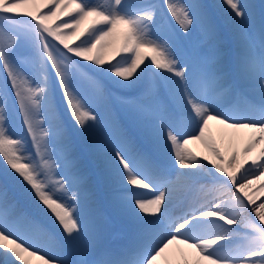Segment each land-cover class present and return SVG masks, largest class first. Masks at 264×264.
<instances>
[{
    "label": "snow or ice",
    "instance_id": "snow-or-ice-1",
    "mask_svg": "<svg viewBox=\"0 0 264 264\" xmlns=\"http://www.w3.org/2000/svg\"><path fill=\"white\" fill-rule=\"evenodd\" d=\"M33 260L264 264V0H0V264Z\"/></svg>",
    "mask_w": 264,
    "mask_h": 264
},
{
    "label": "bare ground",
    "instance_id": "bare-ground-1",
    "mask_svg": "<svg viewBox=\"0 0 264 264\" xmlns=\"http://www.w3.org/2000/svg\"><path fill=\"white\" fill-rule=\"evenodd\" d=\"M212 131L214 134H216L219 138V135H220V129H219V126L213 124L212 125ZM244 138H246L249 134L248 133H244V134H241ZM189 148H191L194 152H196L198 155H204L205 154V149L203 147V145L199 142H195V143H191L189 145ZM179 247V246H178ZM31 259V258H30ZM32 264H39L38 261H35L33 260L32 261Z\"/></svg>",
    "mask_w": 264,
    "mask_h": 264
},
{
    "label": "rangeland",
    "instance_id": "rangeland-1",
    "mask_svg": "<svg viewBox=\"0 0 264 264\" xmlns=\"http://www.w3.org/2000/svg\"><path fill=\"white\" fill-rule=\"evenodd\" d=\"M93 2H96V0H93ZM210 2H212V3H219L220 0H210ZM249 2L254 3L253 0H249ZM146 55L150 56L151 53H146ZM117 59H119V58H117ZM113 62H115V61H113ZM106 66H107V65H106ZM58 94H59V93H58ZM13 131H14L17 135H19V134H20V131H21V126H20L19 124H17V121H16V120H15L14 125H13ZM33 156H34V154H33ZM34 161L37 162V163H39V157H35V156H34Z\"/></svg>",
    "mask_w": 264,
    "mask_h": 264
}]
</instances>
